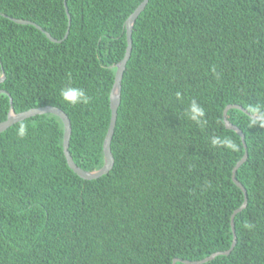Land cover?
<instances>
[{
  "label": "trees",
  "instance_id": "16d2710c",
  "mask_svg": "<svg viewBox=\"0 0 264 264\" xmlns=\"http://www.w3.org/2000/svg\"><path fill=\"white\" fill-rule=\"evenodd\" d=\"M141 1L66 0L68 34L52 43L10 19L60 41L63 0H0V123L10 107H56L70 121L74 164L100 169L124 23ZM68 86L89 103H64ZM193 100L200 124L187 116ZM228 105L244 111L226 117L244 136L235 178L247 204L231 252L205 264H264V128L247 122L248 108L264 105V0H148L131 32L106 175L85 181L68 168L54 115L1 132L0 264H171L227 251L244 200L231 180L244 148L224 126ZM214 137L236 147H214Z\"/></svg>",
  "mask_w": 264,
  "mask_h": 264
},
{
  "label": "water",
  "instance_id": "95a60500",
  "mask_svg": "<svg viewBox=\"0 0 264 264\" xmlns=\"http://www.w3.org/2000/svg\"><path fill=\"white\" fill-rule=\"evenodd\" d=\"M65 1L66 0H63V7H64V10H65V13L67 16V30L65 32L63 39L60 41L53 39L48 33L44 32L39 26L33 24L32 22L25 21V20H17V19H10V20L16 24H19V25L33 26L37 30L41 31L50 42L60 43L66 39L67 34H68V27L70 24V16L67 12ZM147 2H148V0H142L141 3L136 7V9L127 17V19L125 20V23H124L126 48H125L123 58L115 66V74H114L113 84L111 86L110 93H109L110 119H109L107 131L105 133V136H104L103 142H102L103 165L100 169L95 170V171H91V172H86V171L81 170L79 167H77L74 164V162L72 161L71 156L68 152L69 139H70V135H71L70 121L67 118V116L61 110H59L56 107L46 106V107H41V108H35V109H30L28 111H24V112H21L18 114H15L12 111V108L10 107L9 112L7 114V117H6V120L0 123V133L5 131L7 128L11 127L15 123L21 122L25 119H28V118H31L34 116H38V115H45V114L54 115L61 121V123L63 125L62 152H63V156H64V159H65V162H66L68 168L77 177H79L80 179L85 180V181L95 180V179L100 178L103 175H106L112 169V166H113V156H112L111 151H110V142H111V138H112L114 127H115L117 109H118V106L120 103V91H121L122 75H123V72L125 70V65L129 59L130 51H131V32H132L133 24H134L136 18L144 10ZM4 78H5L4 74L2 73V75L0 77V83H2L4 81ZM0 93H4V92L0 91ZM9 104H11L10 99H9ZM231 109L243 111V109L237 105L226 106L223 110V113H222L223 123H224V126L226 129L235 132L240 137L241 143H242L243 148H244V154H243L242 158L236 163V165L234 166V168L232 169V172H231L232 182L236 185L237 188H239L241 190V192L243 193V196H244V200H243L242 205L238 209H236L230 216V228H231V232L233 235L231 247L225 252L214 253V254L210 255L209 257H207L201 261L189 262V261L174 259L171 264H175L177 262L182 263V264H205V263L213 260L214 258H216L218 256H227L231 252L233 247L235 246L236 240H235V234H234L235 231H234L233 220H234L235 215L238 214L239 212H241L246 207V204H247L246 191L243 188V186L239 182H237V180L235 178V173H236L237 169L246 161L247 152H246V146L244 143V136L242 135L241 131L227 121L226 114H227V111L231 110Z\"/></svg>",
  "mask_w": 264,
  "mask_h": 264
},
{
  "label": "clouds",
  "instance_id": "9594fccd",
  "mask_svg": "<svg viewBox=\"0 0 264 264\" xmlns=\"http://www.w3.org/2000/svg\"><path fill=\"white\" fill-rule=\"evenodd\" d=\"M60 96L64 103L72 106H75L77 104L86 105L89 103V97L86 95L84 90L74 86H68L63 88L60 92ZM179 96L180 94L177 93L178 98ZM248 112L250 113V116L247 121L249 126H258L260 128H264V105L250 106L248 108ZM187 116L191 121L200 124L204 121L205 110L199 103L193 100L188 107ZM27 131V127L24 124H20L17 130V135L20 138H23L27 135ZM211 143L214 147H223L226 149H234L236 147V145L233 144L229 139L220 137H214L211 140ZM245 227L251 230L253 226L245 225Z\"/></svg>",
  "mask_w": 264,
  "mask_h": 264
}]
</instances>
